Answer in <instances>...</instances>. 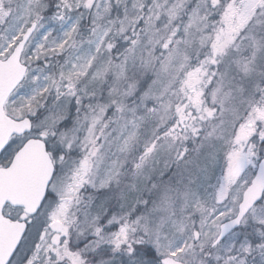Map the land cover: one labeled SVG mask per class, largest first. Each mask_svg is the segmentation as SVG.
Masks as SVG:
<instances>
[{"label":"snow or ice","instance_id":"1","mask_svg":"<svg viewBox=\"0 0 264 264\" xmlns=\"http://www.w3.org/2000/svg\"><path fill=\"white\" fill-rule=\"evenodd\" d=\"M0 264H264V0H0Z\"/></svg>","mask_w":264,"mask_h":264}]
</instances>
